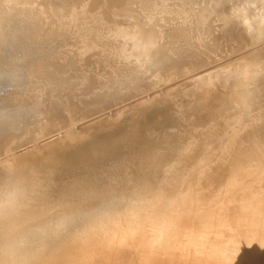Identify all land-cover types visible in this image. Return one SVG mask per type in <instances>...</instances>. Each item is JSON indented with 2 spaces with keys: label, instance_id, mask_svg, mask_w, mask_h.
<instances>
[{
  "label": "rangeland",
  "instance_id": "rangeland-1",
  "mask_svg": "<svg viewBox=\"0 0 264 264\" xmlns=\"http://www.w3.org/2000/svg\"><path fill=\"white\" fill-rule=\"evenodd\" d=\"M15 1H17L18 3L17 4L19 6L18 9H14L12 7V3H11L12 0H0V11H2V13L0 12L1 13L0 18L2 20H5L4 26L1 27L0 29V55H1L0 64L11 67L14 64H16V62L18 63L19 61L22 60L21 58L23 57V51H21V49L25 50V48L24 47L21 48L19 45L20 50L18 49L19 41L24 39L25 42L27 41L28 44L30 43L29 41L32 40L33 35H35L38 30L39 17L34 18L30 28L25 29L24 27L22 29L21 24H24L23 21L25 20L27 15L32 13L30 14L31 16L33 15V13H36L38 10H42L44 11V13H42L41 15L42 19H40L42 21V25L46 26V30L48 32H49L48 29L49 27L54 29L55 34L50 36L49 35L51 33L50 32L44 36V39L41 42H33L32 47L44 51L38 52L37 55L33 57L30 56V59L28 60V65L34 67L37 64V62H40L42 64L41 58L44 59L43 62H45L46 57H50L52 61H50L45 65L44 64L41 65L40 63H38L36 68H40L39 70L41 71L51 70L53 72V66L58 61V64L54 66L56 68V70L54 68V71H56L57 74H59L57 70L61 71L60 74L62 75L63 73L62 76L64 77L63 80L66 79L65 81L67 83L69 82L68 80H71L73 82L70 85L66 86L68 88L63 87L60 88L59 90L50 88L47 89V92L44 93L38 91L28 92V91L20 90L19 92L12 91V93L4 92V94H0V96L2 97H5L7 99L10 98L9 101H12L10 103H13L10 109L7 111V114L9 116L14 117L13 115H16L17 117L18 112L21 110V112L23 111L25 115L22 112L23 114L20 116L21 117L20 119L23 118L22 120L31 123L29 127L28 126L26 127V125L24 124L23 134H27V135L23 139H20L17 141V143L15 142V144L10 145V148L1 151L0 168L1 166L4 165H15V164L18 165L17 168L23 166V164L27 165L31 163L32 165H37L39 162L38 154L40 153L41 150H44L46 147L49 146H58V144L66 145V143L75 141L82 135L86 136V133L91 137V138L90 137L88 138L87 136H86L87 138L85 137L89 141L90 139H93L94 136H98L97 133H106L108 138L112 142L113 148L111 149L109 148L104 151H101L98 155L94 156V158L92 159V161L94 160V162H92V170L94 172L91 171V173L92 172L99 173L102 178L107 176L114 179L116 176H118L115 179H118L120 181L119 182L117 180L119 186V190H118L119 194L115 195L114 199H116L115 204L117 205L116 206L117 211H123L122 213H124V215L118 216V214L116 213H110L109 215L103 213H96V214H90L88 216V218L90 219L89 220L90 224H92L97 229L96 231H94L95 233L88 234L87 238L93 237L96 238L97 240L102 234H104L107 236L108 240H110L108 242H112V244L114 242V244L112 246L111 245L108 246L109 244L108 242L107 243L103 242L102 244L103 249H100V247H97L98 245H96V248L92 249L93 252H90L91 255H93V257L96 256L97 259L94 258L96 262L85 263V264H99V263L102 264L103 260H104L103 264H110V263L148 264L150 263V261L147 257H150L152 255L151 252L154 251L156 256L155 255L152 256L153 258L152 264H182V262L191 264L193 261L190 259H192V256L194 254L193 255L189 254L188 256L189 260L187 257H185L189 250H193L190 247L192 244L186 241V239L187 240L191 239L195 242H199L197 243L198 245H202L204 246L205 249H207L206 251H202V254H204L205 256L208 255L207 259L204 257V255H201V252L199 253L200 255L197 254V256L198 255L200 256V258L198 259L199 261L198 263L201 264H209L207 262H210V264L212 262L215 263L214 261H211L212 259L210 261H206L209 260L208 251L215 252L216 250L222 253L223 255L225 253H231L230 255H233V253L235 252H232L231 250L235 249L239 251L241 254L238 255V257L236 256L234 258L233 260L234 264H258L255 258H257L258 256H264V198H263L264 197V152L246 151V150L244 152H240L239 151L240 148H238V146L240 144H243L245 141L240 135L244 134V132L246 131H249L250 130L249 128L256 121L252 120V117L250 115H245V113L242 111H239L238 113H234L235 110H231V109H225L224 114H218L216 112H214L213 114H208V115H213L212 117H215L209 121L207 125L208 127H211L214 124H216L219 118H222L225 121V124L222 123L223 132H221V134L218 137L208 135L207 140L209 142L206 147L203 144H201L200 147L195 148L197 143L200 141H195L194 143L192 144L190 143L189 145L185 141L182 142V140L180 141L174 140L172 144H170V147L167 150V152H165L166 148H164L163 149L164 151L160 154L161 157L165 158L164 160H166L162 164H157L154 161L152 162V159L148 158L149 156L147 155V152H144L145 154L143 152L139 153L140 150H137L138 149L137 143L156 142V140L162 141V139L164 141L167 139V136L168 137L175 136V138L183 137V135L185 134L184 131L186 129L185 125H183L184 124L183 122L185 117H187V121H188L190 119L189 117L190 115L188 114V112H185L184 110H182L183 112L182 111L176 112L174 110H171L170 109L171 102L168 101L170 99L169 94H171L172 92L174 94H179V97L181 96L180 99L184 100L182 96L184 94L188 95L190 93L188 92L190 91V85H191L190 83H192V81L197 79L196 77L199 76L202 77V75L207 76L208 74L211 75L215 74L214 76H218V75L221 76V74H218L219 72L220 73L231 72V71L244 72L246 67H249L251 72H264V66H263L264 40L258 41L255 39L257 37L256 34H258L257 31L261 30V29L257 30L256 27L259 24L264 25L263 23L264 16L262 15L264 14V12L262 13V11L264 10H262L263 7L262 8L259 7L260 4H258L261 2V0H259V2L257 3L258 7L261 10L260 12L255 11V8L257 7L255 0L254 1L252 0L253 2H255V4L252 3V1L250 0H247L248 2L246 0H241V1L239 0L241 3L237 2V0H236L237 3H233L235 2L233 0H229V1L209 0L208 2L207 0H205L206 3L204 2V0H152L154 6L152 11H150V9H148L147 5L145 4L146 0H141L142 2L144 1L145 6L143 5V3L139 2L140 0H135V1L133 0V2L130 0V4L126 6L130 7L131 5L130 9L131 10L134 9V11H132L133 16L126 17V15H119L117 16V18L109 17L107 14L106 15L102 14L104 7L103 6L104 0H98V1L96 0H15ZM244 1H246L245 2L246 5H244L245 7L240 6V4L242 5L245 4ZM192 2H194V5L192 4ZM225 2L227 3V5L225 6L226 9L227 7L230 9L229 10L230 12L228 11V13H226L227 11L225 7L223 9V6H221L222 3H223L222 5H225ZM76 3L78 4V6ZM207 3L209 4L208 7H211L212 5L214 7H211L209 10L208 7H205V5L206 6L208 5ZM213 3H215V5ZM250 3H252L253 5ZM195 4L197 5L195 6ZM238 4L241 8L239 7V9L235 11V8L237 9L238 7ZM262 5L263 4H261L260 6ZM188 6H190L191 8L190 7L189 8L192 10H189V8H187ZM215 6H219L218 8L219 9L221 8V11H218L217 10L218 8H215ZM96 7L97 9H94ZM182 7H184V10ZM232 7L234 8V10L232 9ZM145 8L147 10L146 12L147 13L150 12V14H152L158 19V21L149 22L150 19L148 17H145L147 16V13L144 11ZM175 8L176 11L174 12ZM185 8L189 10L188 11L186 9L188 13L185 11ZM136 10L139 11L141 10V11L138 12ZM203 10L204 13L202 15L201 12H203ZM205 10L207 11L205 12ZM191 11L193 12V14ZM141 12L144 16L141 14ZM179 12L182 16L179 14ZM197 12H199L198 13L199 15H197ZM218 12L221 13L219 14L220 16L218 15L215 16ZM248 12L249 13L251 12L250 15L248 14ZM73 13H76V16L72 17ZM223 13H226L227 15ZM239 13L241 14V16L240 15L238 16ZM259 13H261L263 17L259 15ZM206 14L207 16H205ZM183 15H185L186 17ZM193 15L195 19H193ZM2 16H4V18H2ZM190 16L192 17V19L190 18ZM133 17H134V21H133ZM181 17H184L186 19L184 18L182 19ZM217 17L220 18L218 19ZM224 17L225 18L227 17L228 20H224ZM231 17L232 18L236 17L235 19L237 20H235L234 18L233 19L234 21H237L239 23L233 22V19ZM142 19H144L143 23L141 22ZM201 20H202L201 22L202 24H200ZM213 20L215 23L217 22V20L218 22L215 24ZM130 21H132L133 23ZM190 21L193 22V24ZM219 21H222L223 23L222 22L220 23ZM128 22L130 23L128 24ZM177 22L178 24L180 23L182 26L180 27V24L179 25L176 24ZM197 22L199 24H197ZM187 23H189L188 25L191 24L192 26L191 25H190L191 27L188 26ZM232 23L233 25L235 24L237 28L240 26L241 29L239 28L237 29L235 25L233 26L234 27L233 28ZM132 24L133 25L149 24L151 26L152 25L154 26L156 24L159 31L160 40L163 43L165 42L164 45L167 46L166 51H168L171 55L173 54V51L171 49L169 50V48L172 47L171 45L172 42L170 43L169 40L170 37L171 39H173V36L176 35L175 37L178 40L177 41L174 40L173 45H176V47L182 45L181 48H184L183 52L184 50L185 52L181 53V55L183 56L186 55V58L180 55L179 57H177L178 60L177 59L175 60L176 61L175 64L180 65V66L175 65L176 67L175 71H177L176 73H178L177 75H175L176 79L175 78L173 79L172 77L168 78L169 75L168 72L163 73V75L160 76L161 79L157 75V73L154 76L151 75L150 77L148 76L150 74L147 75L144 74L139 76L140 74L138 73L137 75L136 73L137 71L147 72V70H149V67H139L137 65V61H135L138 59L139 53L142 52L140 48H135L134 46L132 47V43H131L134 42L135 38L133 37L137 36L138 33L135 32H134L135 34L131 33L132 35H125L124 33L122 35V32L119 34L117 33V29L119 28L121 29L124 26H125L124 28L132 27L133 26ZM171 26L174 27L175 29L174 32L172 31L173 27ZM200 26L203 32L199 30ZM216 26L217 27L220 26V27L217 28ZM243 26H245L246 28ZM213 27L215 29H213ZM176 28L177 29L183 28L181 30L178 29L179 33L181 31L182 32L178 34ZM108 29L110 31L109 34H107L108 32L106 33ZM208 29H209V33H208ZM222 29L223 30L225 29L226 31V33H224L225 31H223L222 33L223 36L220 34L222 32ZM88 30H89L88 34L91 35L90 38L89 35L88 37L86 35L87 34L86 32ZM97 30L98 32H95ZM184 30L187 32H185ZM191 31L192 33H190ZM199 31H201L202 34H200ZM214 31H216V33H218L219 35L217 36V34ZM228 31L230 32V35L228 34L229 33ZM165 32H167L166 35ZM172 32L176 34H173ZM196 32L199 36H196L197 35ZM212 33H214L218 37L215 38V40L220 39V41H222V44L220 42V46H219V40L218 43H216L217 40L212 41L214 40V37H216L214 34L212 35ZM191 34H193L196 37H194ZM92 35H94V37H92ZM220 35L222 36V38ZM232 36L237 38L235 39ZM66 37H68L67 40ZM191 38L192 41H190ZM208 38H213V39L206 40ZM203 39L206 40V42L204 41L205 43L209 44V45L205 44V46L208 45L207 48L205 47L207 51H209L208 49H210V52L213 53L202 52V51H206V49H204ZM225 39L226 42L225 41L223 42V40ZM243 39L244 40L246 39V42L243 41ZM90 40L93 41L92 45L94 44L95 45L94 46L91 45L92 46L91 48L84 50L83 48H85V44L90 42ZM97 40L101 44L98 43ZM196 42L199 43L200 45L198 44L199 45L198 46ZM242 42L243 43L245 42L246 44L245 43L242 44ZM211 43H212V47L213 45H215L216 50L214 49V47H213L214 50L212 49ZM195 44H196L195 46L196 49L194 47ZM223 44L226 45L227 47L224 46ZM58 46L61 48H59ZM209 46L211 48H209ZM189 47L190 50L188 49ZM218 47H221V50ZM97 49L98 51H101V54L100 52L99 53L97 52ZM232 49L233 51L231 52ZM12 50L17 51L18 53L13 51L15 53L13 54V52H11ZM62 50L64 52L60 54ZM95 50L97 52L96 53L97 55L95 54ZM192 50L194 51V54L195 53L197 54L198 52L199 57L197 58L196 61H194L196 58L194 59L192 58L193 55L191 54L193 52L190 55L187 54L188 52L190 53V51ZM74 51L76 52L75 54H73ZM58 52H60L59 53L60 55L58 54ZM9 54H11L12 56ZM76 54H77V58H76ZM99 54L100 56L98 57ZM205 54H207V56ZM13 55H15L16 57H14ZM62 55H63V60L62 58H60V56L62 57ZM72 55L74 58L72 57ZM104 55H107V57L106 56L104 57ZM53 56H55L54 58L56 60H53L54 59ZM19 58L20 60L18 61ZM128 58L129 61L131 60V62H134L132 63L134 67L136 66L138 68L137 69L135 67L136 72H134L135 68L133 67V65L130 64V62H128ZM190 58L192 60L191 62L192 64L190 62L189 63L184 62L186 59L190 60ZM200 58L202 60H199ZM210 58L214 61L210 60ZM70 59H71V64L69 62ZM98 60L102 62L100 63L101 67L99 66L100 64L98 65L99 63ZM72 61L74 62V65L72 64L73 63ZM113 61L115 62V64L112 63ZM10 62L12 63V65L10 64ZM180 62H182V64ZM196 62L197 63L200 62L199 64H201L200 66L202 67H199V64H197ZM202 62L205 63L203 64ZM249 62L251 63L250 66H248ZM125 63L128 67L129 65H132L131 67H133L134 69L133 68L132 70L130 69L128 70V68L126 69V66L124 65ZM105 64H106V68L104 67ZM112 64L114 65V67L111 68L110 66H113ZM116 64H117L116 69L120 67V69H117L119 70L120 73L115 69ZM185 64L186 65L191 64L192 66L194 65V67L198 66V68L196 69L194 68L193 69L194 71L191 70V72L193 71L192 73L189 71L188 72L189 74L183 75L185 74V72L183 73L182 70L185 71L187 68L190 67L188 65L185 66ZM70 65H72L74 69H72L73 67H71ZM102 65L104 68L102 67ZM79 66L81 69L79 68ZM121 66H124L123 68L125 69L122 70ZM96 68L98 71L95 70L94 72V69ZM99 68L101 69L103 68V69L100 70ZM139 68L141 69L139 70ZM233 69H235V71ZM109 70L113 72H110ZM121 70L124 71L123 75H120L122 73ZM125 70L127 74L129 71H130L129 73L133 75L135 74L134 77L131 74H129L130 76H128ZM114 72H117L118 74H115ZM116 75L117 76L120 75L121 77L116 78ZM86 76H90L91 78L89 77L88 79ZM113 76L115 77L113 78ZM70 77L77 79L74 80L73 78ZM94 77L96 80L94 79ZM110 77H112L111 82L109 81ZM164 77H166L167 79ZM80 78H82L81 81ZM103 78H105V80L107 78V80L109 81L107 82L109 84L111 83L114 84L113 85L111 84V86L109 84L106 85L107 83L106 81L104 82ZM43 80L46 82V79ZM93 80L95 83L93 82ZM151 80L152 81L157 80V81L154 84H151L152 82ZM48 81L46 83H48ZM180 84L182 86H179ZM108 86L110 87L108 88ZM223 86H225V84ZM146 87L148 89H146ZM182 88H185L183 92H182ZM170 89L172 91H170ZM68 91L69 94L67 93ZM162 94L164 96H167L166 97L167 99L166 98L163 99L164 97ZM62 95H64L63 98ZM159 95L162 96L163 98L160 97ZM143 103H145L144 104L145 106L143 105ZM28 105H30L31 107H29ZM44 110H46L45 113ZM62 113L66 114V116H64L63 119L56 120L57 126H55L50 132L46 131L42 133V131L46 128L45 125L47 124V116H52L53 114L61 115ZM215 114H217L218 116H216ZM234 114H240V115H234ZM116 118L118 120L121 119V121H118L117 123ZM222 119L220 120V122H223ZM65 121H67V123L66 125H63ZM15 122H20V120H15ZM23 122L24 121L20 122V124H22ZM102 122L104 123L102 124ZM240 122L241 124H239ZM98 123H100V125ZM101 125H103L104 128ZM109 126L110 127L112 126L110 130H108ZM93 127H95V129ZM113 127L114 129L112 130ZM88 128H90V130H87ZM99 129H101V131ZM86 130L88 132L85 133ZM91 131L94 132H92V134H89V132ZM144 155H145L144 159L147 157L146 160H142ZM235 155L239 156L241 161L239 162V164L231 166L229 165V161L231 160V157H234ZM133 159H136V162L133 161ZM140 162H142L143 164ZM187 162L190 167L186 165ZM197 164L200 165L196 166ZM173 166H175V169L173 170L178 173L175 176V178L173 177L171 179H165V178L161 179V177L163 176L162 174H166V171L169 168H173ZM223 166H226V168H221ZM193 167L196 168L192 170L191 168ZM147 168L148 169L150 168L149 171L151 173L148 172ZM121 169H122V173H121ZM144 169H146L147 171H145ZM103 171L106 173H104ZM142 171L145 172L142 173ZM202 172L207 173L208 176L205 178L206 176L205 175L204 176L205 179H202L200 181L201 179L200 174ZM15 173H17V170ZM157 173H159L160 175ZM119 175L121 176V178ZM127 176L129 177V179L127 178ZM136 176L138 179L136 178ZM154 176L156 178H153ZM142 177L145 178L144 181ZM126 179L127 181L129 180L128 183ZM195 179L196 181H194ZM147 181L151 182L150 185L148 186H146ZM153 181H155V183ZM135 183H137L138 185L137 187ZM172 184L176 185L177 187L173 186ZM132 186L136 188L133 189ZM171 186L175 188H172ZM121 187L126 191H124ZM130 190H132V192ZM123 193L124 195L123 197H121ZM84 207L87 209L92 208L88 204H86ZM109 209L111 210V208ZM137 211H141V213H138ZM228 223L230 225H228ZM110 229L111 232H109ZM219 229L222 230V233H218ZM168 231H171V233L169 234ZM215 232L217 233V235L215 234ZM212 233H214L215 236ZM76 234L77 235H75V237L76 236L77 237L75 239H79L80 233H76ZM143 234L146 235L153 234L152 236L153 238L156 239L155 242L157 243L159 240L166 238L168 239V242L163 249L160 247V249L158 250H153L152 248L151 250H146V252H144L143 248H141L143 258L139 256V253L138 255H136V257H134L135 255L132 253L133 252L135 253L136 251L133 250L132 247L134 246L133 248H135V244H134L135 239H137L139 236ZM208 234L213 235L214 237L209 236ZM58 239L60 243H62L61 242L62 240L64 244L67 242L66 245L68 244V241L70 243L68 245L72 246V244L74 243V242L72 243L70 242L71 240L69 239L71 238H65L59 236ZM65 239L66 242H64ZM120 239H122V241L124 240L123 243L126 240L124 245L125 246L128 245L130 247L129 248L128 246H126L127 249L129 250L131 249L130 254L129 253L124 254L123 252H121L122 249L125 250L126 248L123 245V243H121ZM181 239L183 240L185 239L186 242H184ZM56 240L53 239V241ZM49 241H52V239H49ZM119 241H120L119 245H115V242H119ZM76 242H78V240H76ZM129 244L131 245L134 244V245L131 247V245ZM117 246L118 248L120 247L121 250L116 249L117 251L115 252V249L113 248L114 247L116 248ZM220 247H224L223 249L225 250L222 251ZM106 249L107 250L109 249L108 253L110 252L111 254L105 252ZM118 251L122 254H120ZM104 252L106 253V255H104ZM178 252H180V254ZM112 253L115 256L112 255ZM176 253H178L179 256L175 255ZM124 255L125 257H123ZM111 256L114 257L112 258ZM121 256L123 257V259L119 260L122 258ZM126 256H127V260H126ZM197 256L196 258H198ZM76 257L78 256H75L74 258ZM213 257L216 258L215 255H213ZM222 257L220 259L216 258L217 261L221 260ZM100 260L102 262H100ZM195 262L196 261L194 260V264H198ZM69 264H84V263L82 261V258H80L77 260H73V263H71L70 261Z\"/></svg>",
  "mask_w": 264,
  "mask_h": 264
},
{
  "label": "bare ground",
  "instance_id": "bare-ground-1",
  "mask_svg": "<svg viewBox=\"0 0 264 264\" xmlns=\"http://www.w3.org/2000/svg\"><path fill=\"white\" fill-rule=\"evenodd\" d=\"M96 1H98V0H96ZM131 1L133 2V0H131ZM208 1L209 0H207V2ZM210 1H212V0H210ZM216 1H218V0H216ZM233 1H235L233 3H237V2L241 3L240 2L241 0L240 1L237 0V2H236V0H233ZM246 1H244V3ZM250 1H252V0H250ZM253 1H252V3H254V4H255V2H256V4L259 2V0L258 1L255 0V2H253ZM139 2L143 3V5H144V1L142 2L140 0ZM152 2H153L152 0H146V3H145L147 5L148 9H150V11H152L153 7H154ZM194 2H196V1H194ZM194 2H192L193 5H194ZM204 2H205V0H204ZM263 2H264V0H261V2L258 3L260 5L263 4L262 6L259 5V7H261V8L263 7L262 10H264V3ZM11 3H12V7L14 9H18L19 8V6L17 5L18 4L17 1L12 0ZM79 3H80V1H79ZM188 3H189V1H188ZM198 3H200V2H198ZM252 3H250V4H252ZM129 4H130V0H115V1L114 0H104V4H103L104 7H103V13L102 14H105V15L107 14L109 17H113V18H117V16H119V15H126V17H132L133 16V12L132 11H134V9L133 10L130 9L131 5H130V7L126 6V5H129ZM190 4H191V1H190ZM197 4H195V6ZM201 4H202V2H201ZM213 4L215 5V3H213ZM222 4H221V6H223V9H224V7L227 5V3L225 2V5H222ZM258 4H257V7H258ZM228 5H229V3H228ZM244 5H246V3L243 4V5L240 4V6H244ZM77 6H78V4H77ZM98 6H99V4H98ZM199 6H200V4H199ZM208 6H209V4L207 6L205 5V7H208ZM240 6L238 4V7H237V9L235 8V11L238 10ZM189 7L190 6H188L187 8H189ZM211 7H214V6L212 5ZM211 7H208L209 10H210ZM218 7L219 6H215V8H218ZM257 7L255 8V11L260 12L261 11L260 8L259 7L257 8ZM182 8L184 10V7H182ZM187 8H185V11H186ZM190 8H189V10H192ZM202 8H201V10H202ZM94 9H97V7L94 8ZM196 9H197V7H196ZM225 9H226V7H225ZM232 9L234 10L233 7H232ZM256 9H258V10H256ZM178 10H179V8H178ZM217 10L221 11V8L220 9L218 8ZM229 10L230 9L227 7V9H226L227 12L226 13H228ZM136 11L140 12L141 10L140 11L136 10ZM144 11L145 12L147 11L146 8H145ZM175 11H176V8L174 9V12ZM193 11H196V10H193ZM206 11L207 10H205V12ZM0 12L2 13V11H0ZM37 12L33 13V15H31V16H30V14H32V13L27 15L25 20L23 21L24 24H21L22 25V29L24 27H25V29L30 28L31 27V23L34 20V18H36V17L38 18L39 17V19H38L39 20V22H38V30H37L36 34L33 35L32 40L29 41L30 43L28 44V42L27 41L25 42L24 39L20 40L19 44L17 43L18 44V49H19V45H20L21 48L22 47L25 48V50L21 49V51H23V57L20 55L22 57L21 58L22 60L19 61L20 60V58H19L18 59L19 62L18 63L16 62V64H14L11 67H8V66L0 64V94H4V92L12 93V91L19 92L20 90L28 91V92L38 91V92L44 93V92H47V89H50V88H52V89L54 88V89H58V90L60 88H63V87L64 88H68L66 86L70 85L73 82L71 80H68L70 83L69 82L67 83L65 81L66 79L63 80L64 77H62L63 73H62V75L60 74L61 71L57 70V72H59V74H57L56 71H54V68H55L54 66L56 64H58V61L53 66V72L51 70L41 71V70H39L40 68H36L37 64L40 63V62H37V64L34 67H31L30 65H28V60L30 59V56L33 57V56L37 55L38 52L44 51V50H40L38 48L32 47L33 42H41L44 39V36L47 35L50 32H51L49 34L50 36L55 34V30L54 29L49 27L48 28L49 32H48L46 30V26L42 25V21L40 19H42L41 15H42V13H44V11L38 10ZM257 12H256V15H257ZM263 12L264 11H262V13ZM1 13H0V16H1ZM198 13L199 12H197V15H199ZM201 13L203 15L204 10ZM211 13H212V10H211ZM226 13H223V14H226ZM250 13L248 12L249 15H250ZM141 14H142V12H141ZM179 14H180V12H179ZM192 14H193V12H192ZM219 14H221V13L218 12L216 15L215 14L214 15L215 16H217V15L220 16ZM239 15L241 16L240 13L238 14V16ZM254 15H255V12H254ZM259 15H261V13H259ZM262 15L264 16V14H262ZM74 16H76V13L72 14V17H74ZM183 16H185V15H183ZM191 16H190V18L192 19ZM205 16H207V14ZM228 16H229V14H228ZM251 16H252V14H251ZM145 17H148L150 19L149 22L158 21V19L155 16H153L152 14H150V12L147 13V16H145ZM227 17L226 18L224 17V20H228ZM2 18H4V16H2ZM181 18L183 19L184 17H181ZM217 18L219 19L220 17H217ZM229 18H230V16H229ZM51 19H53V18H51ZM122 19H123V17H122ZM184 19H186V18H184ZM188 19H189V17H188ZM193 19H195L194 15H193ZM198 19H196V20H198ZM234 19H233V22H237V21H234ZM143 20L144 19H142V21H141L142 23H143ZM145 20H146V18H145ZM221 20H222V18H221ZM235 20H237V19H235ZM133 21H134V17H133ZM4 22H5V20L1 19L0 29H1V27L4 26V24H5ZM130 22H132V21H130ZM130 22H128V24ZM186 22H188V21H186ZM201 22H202V20L200 21V24H202ZM213 22H214V20H213ZM217 22H218V20H217ZM219 22L221 23L222 21H219ZM226 22H224V23H226ZM138 23H139V21H138ZM181 23H182V21H181ZM191 23L193 24V22H191ZM237 23H239V22H237ZM176 24H178V22ZM188 24L189 23H187V25ZM194 24H196V23H194ZM197 24H199V23L197 22ZM230 24H231V22H230ZM76 25H78V24H76ZM157 25H158V23H157ZM190 25H188V26H190ZM203 25H204V23H203ZM203 25H201V26H203ZM234 25L232 23V27ZM237 25H239V24H237ZM259 25L258 26L260 28L258 26L256 28H257V30L261 29L260 30L261 32L256 30L258 32V34H256L257 37L255 36L256 37L255 39L258 40V41L259 40H264V25H261V24H259ZM181 26L182 25L180 24V27ZM188 26H187V28H188ZM201 26H200L199 30H201ZM205 26H207V25H205ZM124 27L121 28V29L119 27H117V28H119V29H117V33L119 34V33L122 32V35H123V33L125 35H132L131 33H133V34L138 33L137 36L133 37V38H135L134 42H131L132 43V47L134 46L135 48H140L141 51H142V52L139 53L138 59L135 60V61H137V65L139 67H149V70H147V72L146 71H144V72H138L137 71L136 72V68L137 67L135 66L136 67L135 68L134 65L132 64L134 62H131V60L129 61V58H128V62H130V64H132L135 69L133 67H131L132 65H129L127 63L129 65V67H128L126 65V63H125L124 65L126 66V69L128 68V70L129 69L132 70V68H133L135 70L134 72H136L137 75H138V73L140 74L139 76L144 75V74H146V75L150 74V75H148L149 77L151 75L154 76L156 73L160 77V76L163 75V73L168 72V74H169L168 78L172 77L173 79L174 78L176 79L175 75H177L178 73H176L177 71H175L176 70L175 69L176 68L175 67V65H176L175 64V62H176L175 60L177 59V57H179L181 55V53L185 52V50L183 52L184 48H181L182 45H179L178 47H176V45H173V41L174 40H176V41L178 40L175 37L176 35L173 36V39H171V37H170V40H172V41L169 40L170 43L172 42V44H171L172 47L169 46V47H171V48H169V50L171 49L173 51V54L171 55L168 51H166L167 50L166 49L167 46L164 45L165 42L163 43L160 40L159 31H158V28H157L156 24L154 26L153 25L151 26L149 24L148 25L147 24L146 25H138V24H136V25H133L132 27H128V28H124ZM171 27H173V26H171ZM175 27H177V26H175ZM214 27H213V29H215ZM218 27H220V26H218ZM235 27H236V25H235ZM243 27H245V26H243ZM253 27H254V25H253ZM88 28H89V26H88ZM183 28H178V29L181 30ZM238 28L241 29L240 26ZM90 29H91V27H90ZM112 29H113V27H112ZM178 29L176 28L177 33L180 34L182 31L179 33ZM225 29H227V28H225ZM225 29L224 30L222 29V32L220 33L221 35H222L223 31H225ZM229 29H231V28H229ZM89 30L86 32L87 33L86 34L87 37L89 35L88 34ZM174 30L175 29L173 27L172 31L174 32ZM194 30H196V29H194ZM210 30H211V28H210ZM85 31H86V29H85ZM113 31H115V30H113ZM192 31L190 33H192ZM201 31H199L200 34H202ZM216 31H214V32L216 33ZM245 31H247V30H245ZM95 32H98V30L95 31ZM185 32H187V31H185ZM188 32H189V30H188ZM197 32H196V34H197ZM106 33L107 34L110 33L109 29H108V31H106ZM208 33H209V29H208ZM224 33H226V31ZM233 33H234V31H233ZM238 33H239V31H238ZM166 34H167V32H165V35ZM173 34H176V33H173ZM213 34L214 33H212V35ZM216 34H217V36L219 35L218 33H216ZM228 34L230 35V32ZM191 35H193V34H191ZM237 35H239V34H237ZM90 36L91 35H89V38H90ZM196 36H199V35L197 34ZM196 36H194V37H196ZM217 36L214 37V40H212V41H216L217 40L216 43H218V40H219V46H220V42L222 44V41H220V39H216L215 40V38H218ZM222 36H221V38H222ZM239 36H241V35H239ZM244 36H246V35H244ZM92 37H94V35H92ZM185 37H188V36H185ZM208 37H211V36H208ZM242 37H243V34H242ZM67 38L68 37H66V40H67ZM84 38H85V36H84ZM179 38H180V35H179ZM233 38H235V37H233ZM100 39H101V37H100ZM204 39H203V44H204V49H206L207 46L209 45L208 43H205L206 40L213 39V38H208L206 40H204ZM180 40H182V39H180ZM95 41H96V39H95ZM190 41H192V38H191ZM210 41H209V43H210ZM224 41L226 42V39L223 40V42ZM243 41L246 42V39L245 40L243 39ZM92 43H93V41L90 40V42L85 44V48H83V49L87 50V49L91 48L92 46L95 45V44L92 45ZM98 43H100V42L98 41ZM178 43H179V41H178ZM244 43L242 42V44H244ZM198 44L199 43H197V45ZM205 44H208V45L205 46ZM188 46H189V44H188ZM195 46H196V44L194 45V47ZM224 46H226V45H224ZM236 46H238V45H236ZM211 47H212V43H211ZM211 47L209 46V48H211ZM213 47L215 49V45H213ZM213 47H212V49H213ZM221 47H222V45H221ZM221 47H218V48H220V50H221ZM16 48H17V46H16ZM59 48H61V47H59ZM116 48H117V45H116ZM188 49L190 50V47ZM195 49H196V47H195ZM222 49H223V47H222ZM208 50L209 51H207V49H206V51H202V52H210V49H208ZM213 50H211V51H213ZM13 51L14 50H12L11 52H13ZM232 51H233V49L231 50V52ZM14 52H17V51H14ZM14 52H13V54H15ZM62 52H64V51L62 50L61 53L58 52V54L59 53L62 54ZM97 52L98 53L100 52V54H101V51H98V49H97ZM97 52L95 50V54ZM221 52H223V51H221ZM75 53L76 52L74 51L73 54H75ZM79 53H80V51H79ZM104 53H106V52H104ZM210 53H213V52H210ZM11 54H9V55H11ZM49 54H51V53H49ZM100 54L98 55V57L100 56ZM187 54L188 55H190V54L193 55V57L192 56L191 57L193 59L196 58L194 61H196L197 58L199 57L198 56V52H197V54L196 53L194 54L193 50L190 51V53L188 52ZM110 55H112V54H110ZM113 55H114V53H113ZM205 55L207 56V54H205ZM214 55H217V54H214ZM13 56L16 57L15 55H13ZM70 56H69V58H70ZM105 56L107 57V55H104V57ZM181 56H183V55H181ZM202 56H201V58H202ZM223 56H224V54H223ZM54 57L55 56H53V58ZM72 57H73V55H72ZM72 57H71V59H72ZM183 57L186 58V55L183 56ZM60 58H62V60H63V55H62V57L60 56ZM76 58H77V54H76ZM201 58L199 60H202ZM220 58H221V56H220ZM71 59L69 61L70 64H71ZM251 59H252V57H251ZM41 60H42V64H44V65L49 63L50 61H52L50 57H46L45 62H43L44 59L41 58ZM53 60H56V59L54 58ZM124 60H125V58H124ZM210 60H212V59L210 58ZM212 61H214V60H212ZM13 62H15V61H13ZM98 62H99L98 65L100 63H102V62H100V60H98ZM184 62H186V63L190 62L191 63L192 60L190 58V60L186 59ZM208 62H209V60H208ZM250 62L248 63V66H250V64H251ZM112 63L115 64L114 61ZM180 63L182 64V62H180ZM199 63L200 62H198L197 64H199ZM10 64L12 65L11 62H10ZM72 64L74 65V62ZM95 64H96V62H95ZM191 64H187L190 67L187 68L185 71L182 70L183 73L185 72V74H183V75L189 74L188 72L189 71L191 72V70H193L194 68L195 69L198 68V66L195 65L196 67H194V65L192 66ZM207 64H209V63H207ZM44 65H43V67H44ZM110 65H111V63H110ZM177 65H179V64H177ZM187 65L185 64V66H187ZM200 65L201 64H199V67H202ZM47 66H45V67H47ZM70 66L73 67L72 65H70ZM99 66L101 67V64ZM185 66H184V68H185ZM102 67H103V65H102ZM104 67L106 68V64H105ZM110 67L112 68V67H114V65L110 66ZM116 67H117V64L115 66V69H116ZM123 67L124 66H121L122 70L125 69ZM79 68H80V66H79ZM72 69H74V67ZM99 69L102 70L101 68H99ZM115 69H114V71H115ZM117 69H120V67H118ZM117 69H116V71L119 72V70H117ZM140 69L141 68H139V70ZM55 70H56V68H55ZM95 70H97V68L94 69V72H95ZM178 70H179V67H178ZM233 70L235 71V69H233ZM256 71H257V69H256ZM106 72H107V69H106ZM110 72H113V71H110ZM123 72L124 71H122V73L120 75H123ZM125 72H126V70H125ZM129 72H128V74L126 72V74L128 76H130L129 74H131ZM114 73L118 74L117 72H114ZM75 74H76V72H75ZM218 74H221V76H219V75L218 76H214L215 74H213V75L208 74L207 76H205V75L203 76L202 75V77H200V76L196 77L197 79H195L194 81H192V83H190L191 84L190 85V91H188L190 93L188 95L184 94L182 96V98H184V100L180 99L181 96L179 97V94H174L173 92L171 94H169L170 99L168 101L171 102V104H170L171 108L170 109L174 110L176 112H180V111L184 110L185 112H188V114L190 115L189 116L190 119L187 121V117H185L184 122H183L184 123L183 125H185V128H186L185 131H184L185 134L181 138H178V137L175 138V136H173V137H171V136L168 137L167 136V139L164 140V141L162 139V141L161 140H158V141L156 140V142L137 143V147H138L137 150H140L139 153L140 152H143V153L147 152V155L149 156L148 158H151L152 162L154 161L157 164H162L166 160H164L165 158L161 157L160 154L164 151L163 150L164 148H166L165 152H167V150L170 147V144H172V142L174 140H179V141L182 140V142L185 141L189 145H190V143L192 144L195 141H200V142L197 143L195 148L200 147L201 144H203L206 147L208 145V142H209L207 140L208 139V135L209 136L218 137L221 134V132H223L222 123L225 124V121L222 118H219V120L216 122V124H214L211 127H208L207 125H208L209 121L212 118H215V117H212L213 115H208V114H213L214 112H216L218 114H224L225 113L224 112L225 109L235 110L234 113H238L239 111H242V112L245 113V115H250L252 117V120L256 121L249 128L250 129L249 131H246V132H244V134L240 135V136H242L243 140H245V141H244L243 144H240L238 146V148H240L239 151L240 152H244L246 150V151H256V152L262 151V152H264V72H251L250 68L246 67L244 72L243 71H240V72H232L231 71V72H221V73L219 72ZM83 75H86V74H83ZM120 75L119 76L116 75V78L117 77H121ZM131 75H133V74H131ZM134 75H133V77H134ZM73 76H76V75H73ZM90 76H86V77L89 79ZM114 77L115 76H113V78ZM70 78H73V77H70ZM111 78L112 77H110V80H109L110 82H111ZM164 78H166V77H164ZM43 79H46V82L49 80L48 83H46ZM67 79H69V78H67ZM76 79L77 78H75L74 80H76ZM81 79L82 78H80V81H81ZM94 79H95V77H94ZM103 79H104V82L106 81V83H107L106 85H108L109 81L107 80V78H106V80H105V78H103ZM160 79H161V77H160ZM156 81L157 80L152 81L151 84H154ZM93 82H94V80H93ZM93 82H92V84H93ZM111 84L113 85L114 83H111ZM111 84H109V85L111 86ZM224 84H225V86H223ZM104 85H105V83H104ZM110 86H108V88ZM179 86H182V85L180 84ZM27 89H29V90H27ZM146 89H148V88L146 87ZM184 89L185 88H182V92L184 91ZM179 90H181V89H179ZM170 91H172V90L170 89ZM67 93L69 94V91ZM63 96L64 95H62V98H63ZM160 97H162V96H160ZM163 97L162 98L165 99L167 96L163 95ZM9 99L0 96V153H1L2 150H6V149L10 148V145L15 144V142L17 143L18 140L23 139L27 135V134H23V132H24L23 131L24 124L26 125V127L27 126L29 127L31 125L30 122L22 120L23 118L20 119L21 118L20 116L24 113L23 111H22L23 112L22 113L21 110L18 112V116L17 117H16V115H13L14 117H12V116H9L7 114V111L10 109L11 105L13 104V103H10L12 101H9ZM155 99H156V97H155ZM150 102H151V99H150ZM155 102H156V100H155ZM145 103H143V105ZM152 104H153V102H152ZM157 104H158V102H157ZM28 106L31 107L30 105H28ZM36 107H39V106H36ZM148 107H149V105H148ZM45 111L46 110H44V113H45ZM68 112H70V111H68ZM24 115H25V113H24ZM215 115L218 116L217 114H215ZM234 115H240V114H234ZM64 116H66V114H63V113L61 115L53 114L52 116H47V124L45 125L46 128L42 131V133L46 132V131L50 132L55 126H57L56 120L57 119L58 120L63 119ZM221 119L223 120V122H220ZM15 120H20V122H22V121H24V122L22 124H20V122H15ZM118 121H121V119H119V120L117 119V123H118ZM66 123H67V121H65L63 125H66ZM103 123L104 122H102V124ZM98 124L100 125V123H98ZM239 124H241V122ZM92 125H91V128H92ZM99 125H98V128H99ZM101 126H103V125H101ZM111 127L109 126L108 130H110ZM93 128L95 129V127H93ZM103 128H104V126H103ZM101 129H99V130L101 131ZM113 129H114V127L112 128V130ZM87 130H90V128H88ZM87 130L85 131V133L88 132ZM94 131H97V130H94ZM94 131L89 132V134H92V132H94ZM206 132H207V134H206ZM97 135L98 136H94L93 139H90V141H89L86 138L87 137L89 138L90 136L86 133L87 137L85 135H82L77 140L72 141L70 143H66V145L65 144L64 145H62V144L59 145L58 144V146L46 147L44 150H41L40 153L38 154V157H39L38 161L39 162H38L37 165H32L31 163L27 164V165L23 164V166H21L19 168H17L18 165H16V164L15 165H4V166H1V168H0V264H69L70 261H71V263H73V260H77V259H80V258H82V261H83L84 264L85 263L96 262V260H95V259H97L96 256L93 257V255H91L90 252H93L92 249L96 248V245H98L97 247H100V249H103L102 248L103 242L107 243L110 240H108L107 236L104 235V234H102L97 240H96V238H93V237L92 238H87L88 234L95 233L94 231H96V229H97L92 224H90V222H89L90 219L88 218V216L90 214H96V213H103V214H106V215H109L110 213H116V214H118V216L124 215V213H122L123 211H117V209H116L117 205L115 204L116 199H114L115 195L119 194V192H118V190H119L118 181L119 180L115 179L118 176H116L113 179L111 177H107L104 174L106 177L102 178L99 173H93L94 171L92 170V162H94V160L92 161V159L94 158V156L98 155L101 151H104V150L109 149V148L110 149L113 148L112 142L108 138L106 133H97ZM144 157H145V155L143 156L142 160H146L147 159V157L145 159H144ZM133 161L136 162V159H133ZM240 161H241V159L239 158V156L235 155L234 157H231V160L229 161V165L232 166V165L239 164ZM125 162H123V163H125ZM142 162H140V163H142ZM128 164H129V162H128ZM186 165L189 166L188 162L186 163ZM198 165H200V164H197L196 166H198ZM195 168L196 167H193L191 169L194 170ZM221 168H226V166H223ZM173 169H175V166H173V168H169L166 171V174H162L163 176L161 177V179H164V178L165 179H171L173 177L175 178V176L178 173L175 172ZM16 170H17V173H15ZM140 170H141V168H140ZM144 170L147 171L146 169H144ZM149 170H150V168L148 169V172H150ZM171 170H173V171H171ZM91 171H93V172L91 173ZM145 171H142V173L145 172ZM104 173H106V172H104ZM121 173H122V169H121ZM189 173H191V172H189ZM157 174H159V173H157ZM122 176H123V174H122ZM140 176H142V175H140ZM151 176H152V174H151ZM200 176H201V179H200V181H201L202 179H205L208 176V174L205 173V172H202L200 174ZM204 176H205V178H204ZM120 178H121V176H120ZM127 178L129 179L128 176H127ZM136 178H137V176H136ZM145 178H146V176H145ZM145 178H143V181L145 180ZM153 178H156V177L154 176ZM124 179H125V177H124ZM152 179H149V180H152ZM126 181H127V179H126ZM194 181H196V179ZM128 182H129V180L127 181V183ZM153 182L155 183V181H153ZM130 183H131V181H130ZM150 183L151 182L147 181V185L146 186L150 185ZM135 184H136V187H137L138 186L137 183H135ZM134 186H132L133 189L136 188V187L134 188ZM139 186H141V185H139ZM173 186H176V185H173ZM172 188H175V187H172ZM124 191H126V190H124ZM130 191L132 192V190H130ZM120 194H121V192H120ZM123 195H124V193L122 194L121 197H123ZM122 199H124V198H122ZM86 204H88L92 208L91 209L85 208L84 206ZM109 208H111V210ZM137 212L141 213V211H137ZM228 225H230V224L228 223ZM109 232H111V229L109 230ZM168 232H169V234L171 233V231H168ZM76 233H80V238L79 239H75L77 237V236L75 237V235H77ZM218 233H222V230L219 229ZM210 234H208V235L209 236H213L214 235V233H212L213 235H210ZM215 234L217 235L216 232H215ZM152 235L153 234H149V235L143 234V235L139 236L137 239H135V242H134L135 248H133L134 244L133 245L129 244V245H131V247L133 246L132 249L136 251L135 253L134 252L132 253V254L135 255L134 257H136V255H138V253H139V256H141V258H143V254H142L141 248H143L144 252H146V250H151L152 248H153V250H158V249H160V247L163 249L166 246V244L168 242L167 238L166 239H161L157 243V242H155L156 239L153 238ZM59 236L60 237H65V238H71V239H69V240H71L70 242L71 243L74 242V243L71 246V245H68V244H70L69 241H68V244H67L68 246H67L66 245V243H67L66 239L64 240V242H66L65 244L63 243V240L61 241L62 243H60V241L58 239ZM203 236H205V235H203ZM49 239H52V241H49ZM53 239L54 240L57 239L58 241L57 240L53 241ZM76 240H78V242H76ZM181 240H183V239H181ZM120 241H121V243H123L124 240L122 241V239H120ZM120 241L119 242H115V245H119ZM183 241L184 242H186V241L190 242L192 244L190 247L193 249V250H189L187 252L186 256L185 255L184 256L187 257L188 260H189V257H188L189 254H191V255H193V254L195 255L196 254L195 256L193 255L192 259H190V260L193 261L191 264H194V260L196 261L195 263H198L199 262L198 259L200 258V256H199L200 254L199 253L201 252V255H204V254H202V251H206L207 249H205L204 246H202V245H198L197 243H199V242H195V241H193L191 239H188V240L186 239V241L184 239ZM125 242H126V240H125ZM125 242L123 243V245L125 244ZM108 243H109L108 246H110V245L112 246L114 244V242H113V244H112V242H108ZM116 243H118V244H116ZM155 243H157V244H155ZM126 246H128V245H126ZM126 246H125V248H126ZM154 246H156V247H154ZM223 248L224 247H220V249L222 251L225 250ZM110 249H111V247H110ZM113 249H115V252L118 249L121 250V248L120 247L118 248V246L116 248L114 247ZM108 250L106 249L105 252L108 253ZM123 250L124 249H122L121 252H123L124 254L125 253H129V254L131 253V249L129 250V249L126 248L124 251ZM111 251H112V249H111ZM231 251L235 252V253H233V255H230L231 253H225L223 255L222 253H220V252H218L216 250H215V252L208 251L209 260H206V261H210L212 259L211 261H214L215 263L212 262L211 264H234V262H233L234 258L236 256L238 257V255H240L241 253L239 251L235 250V249H232ZM105 252H104V255H106ZM154 252H151L152 255L150 257H147L149 259V261H150V263H148V264H152V261H153L152 256H154V255L156 256V254ZM180 252H178V253L180 254ZM53 253H54V255H53ZM102 253H103V251H102ZM113 253H112V255L115 254V253L114 254ZM178 253H176L175 255L179 256ZM120 254H122V253H120ZM197 254H199V255L197 256ZM213 255H215V257L218 258V259H220L222 256L223 257H222L221 260L217 261V259L214 258ZM75 256H78V257L74 258ZM184 256H182V257H184ZM196 256L198 258H196ZM207 256L204 255V257L206 259H207ZM123 257H125V255ZM123 257L121 259H119V260H122ZM130 258H129V260H130ZM255 259L257 260L258 264H264V256H258ZM126 260H127V256H126ZM100 262H102V261L100 260ZM103 262H104V260H103ZM103 262H102V264H103ZM106 262H108V261H106ZM113 263H114V261H113ZM183 263H186V262H182V264ZM207 263L210 264V262H207ZM110 264H112V263H110ZM198 264H201V263H198Z\"/></svg>",
  "mask_w": 264,
  "mask_h": 264
}]
</instances>
